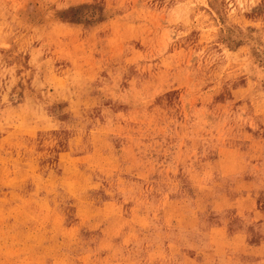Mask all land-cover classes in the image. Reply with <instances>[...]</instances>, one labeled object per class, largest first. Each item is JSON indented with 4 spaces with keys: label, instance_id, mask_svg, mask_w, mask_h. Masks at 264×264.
<instances>
[{
    "label": "rangeland",
    "instance_id": "obj_1",
    "mask_svg": "<svg viewBox=\"0 0 264 264\" xmlns=\"http://www.w3.org/2000/svg\"><path fill=\"white\" fill-rule=\"evenodd\" d=\"M0 264H264V0H0Z\"/></svg>",
    "mask_w": 264,
    "mask_h": 264
}]
</instances>
